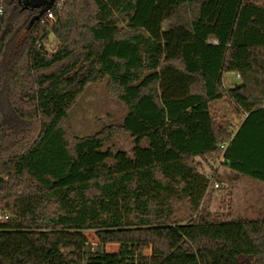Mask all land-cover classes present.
<instances>
[{"label":"trees","instance_id":"obj_1","mask_svg":"<svg viewBox=\"0 0 264 264\" xmlns=\"http://www.w3.org/2000/svg\"><path fill=\"white\" fill-rule=\"evenodd\" d=\"M0 3V264H264V219H210L201 166L264 181V0H67L31 28ZM228 74L238 128L212 114ZM106 79L123 124L74 136ZM121 135L131 154L104 150Z\"/></svg>","mask_w":264,"mask_h":264},{"label":"rangeland","instance_id":"obj_2","mask_svg":"<svg viewBox=\"0 0 264 264\" xmlns=\"http://www.w3.org/2000/svg\"><path fill=\"white\" fill-rule=\"evenodd\" d=\"M47 48L54 49L53 39ZM240 83L234 74L225 76V98L212 105V114L218 121L230 122L238 128V116L232 108L234 100L230 87ZM127 113L126 106L109 90L108 80L93 83L87 87L83 95L69 112L66 126L77 137H88L102 131L106 127L123 124ZM236 120V121H235ZM148 146V142L143 143ZM133 139L130 135L114 137L106 142L104 150H123L131 154ZM205 174L214 177L219 188H212L208 193L203 212L212 220H261L264 219V181L244 174H236L221 162V159L204 158L201 162ZM2 222V221H1ZM87 250L91 252L114 253L120 249L119 244L102 243L95 231L86 233ZM146 254L150 255V249Z\"/></svg>","mask_w":264,"mask_h":264},{"label":"built area","instance_id":"obj_3","mask_svg":"<svg viewBox=\"0 0 264 264\" xmlns=\"http://www.w3.org/2000/svg\"><path fill=\"white\" fill-rule=\"evenodd\" d=\"M67 0H55L53 6L41 17V19L39 20L41 23H45V22H49V21H55L57 14L60 13L65 4H66ZM3 14V8L1 6L0 3V17ZM238 79L240 78V75H237ZM226 145H223L222 148H225ZM221 162L224 164V159L221 158ZM209 178H210V188H215L218 189L219 188V183H217L214 179V177L206 174ZM8 219V217H2L0 216V220H6Z\"/></svg>","mask_w":264,"mask_h":264},{"label":"water","instance_id":"obj_4","mask_svg":"<svg viewBox=\"0 0 264 264\" xmlns=\"http://www.w3.org/2000/svg\"><path fill=\"white\" fill-rule=\"evenodd\" d=\"M54 2L55 0H19V4L23 6V10L30 9L37 11V14L30 22V28L35 22L41 19V17L53 6Z\"/></svg>","mask_w":264,"mask_h":264}]
</instances>
